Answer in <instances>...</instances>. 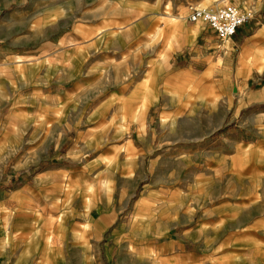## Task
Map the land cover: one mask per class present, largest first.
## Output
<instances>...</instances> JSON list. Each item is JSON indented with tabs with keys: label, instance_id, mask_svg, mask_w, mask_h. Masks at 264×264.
Masks as SVG:
<instances>
[{
	"label": "crops",
	"instance_id": "0c3cea01",
	"mask_svg": "<svg viewBox=\"0 0 264 264\" xmlns=\"http://www.w3.org/2000/svg\"><path fill=\"white\" fill-rule=\"evenodd\" d=\"M207 2L32 0L7 14L0 29L21 32L7 36L16 47L2 63L15 60L25 86L32 79L29 94L49 90V127L86 129L77 141L92 149L113 129L112 162L120 163L112 170L127 183L103 176L99 186L81 185L85 169L64 163L39 170L32 186L0 191V252L9 230L32 233L40 256L49 245L66 254L76 230L89 243L142 183L126 224L110 233L134 263L264 264V213L249 214L264 209V81L250 86L264 78V0L231 3L257 16L224 41L187 21ZM75 188L83 191L77 207ZM111 191L119 194L113 210Z\"/></svg>",
	"mask_w": 264,
	"mask_h": 264
},
{
	"label": "rangeland",
	"instance_id": "374dc122",
	"mask_svg": "<svg viewBox=\"0 0 264 264\" xmlns=\"http://www.w3.org/2000/svg\"><path fill=\"white\" fill-rule=\"evenodd\" d=\"M31 1L0 0V25L5 26L7 24L5 20L8 13L26 8ZM207 1L206 5L197 8L216 10L226 4L233 5L231 3L234 2V0ZM242 10L250 12L252 19L257 16L252 10ZM188 22L204 24L202 22ZM20 32L21 29L17 26L14 27L11 33H8L6 29H0V56L8 47H16L13 46L14 44H11V46L5 44L7 36L10 35L15 40ZM219 41L221 40L219 39ZM1 60L0 57V93H5V95L0 94V191L8 192L24 184L32 186L35 184L34 176L39 170L58 167L64 163L74 171L85 169V178L78 176V180L81 179V182H77L81 185L99 186V178L103 176L109 178V182L112 183H127L121 181L112 170L114 166L120 163V161H116L117 164H114L115 161L112 162L111 155L117 149L113 129H105L104 143L92 149L85 146L83 142L77 141L78 133L86 129H75L69 132L67 129L49 127L45 121L51 105V98L46 95L49 90L45 89V93L38 96L29 94L27 91L32 90V79H29L28 85L25 86L14 70L18 63H15L14 60V62L10 61V63L3 64ZM4 61L8 62L5 58ZM263 81V77L258 78L250 86L257 88ZM19 92H24L25 95L19 96ZM246 111L249 113L252 109L248 108ZM238 117L241 118L240 115ZM92 130L95 131L96 129ZM133 134L132 128H129L124 134V138H128ZM190 139H193V135L190 136ZM57 155L67 157V159H57ZM121 156H123L122 153ZM111 163H113L112 172L108 173L104 169ZM87 167L90 169H87ZM141 189H143L142 183L138 185L135 193L128 200L115 224L105 229L103 236H90L88 243L84 238V231L81 229L74 231L71 237L72 248L69 246L66 254L62 256H55L50 250L51 245L40 256L36 249L38 244L34 243L32 233L18 236L15 232L9 230V233H6L5 236L7 238H4L3 241L2 249L4 251L0 252V264H144L143 261L134 263L135 260L132 261L134 256L126 255L124 243L115 242L110 236L113 227L119 224L123 225V222L126 224L129 218L128 215L132 211ZM104 194L108 197L107 209L113 210L119 206L118 192L111 191ZM82 195L81 188L74 189L71 195V203L74 207L81 206ZM249 211V214L253 216L263 215L264 213V209L253 208ZM91 248L94 254H92ZM107 251H110L109 254ZM143 257L145 256L143 255ZM153 258L146 257V260L156 264L155 258Z\"/></svg>",
	"mask_w": 264,
	"mask_h": 264
},
{
	"label": "built area",
	"instance_id": "2783aa9c",
	"mask_svg": "<svg viewBox=\"0 0 264 264\" xmlns=\"http://www.w3.org/2000/svg\"><path fill=\"white\" fill-rule=\"evenodd\" d=\"M252 19L251 13L235 5L226 4L216 10L194 8L188 16L190 22L206 24L222 41L232 38L246 22Z\"/></svg>",
	"mask_w": 264,
	"mask_h": 264
}]
</instances>
